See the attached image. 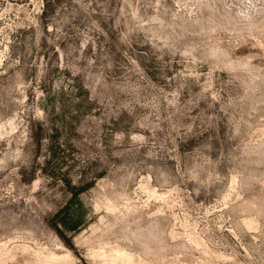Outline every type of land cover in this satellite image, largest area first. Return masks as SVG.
Instances as JSON below:
<instances>
[{
    "label": "rangeland",
    "instance_id": "rangeland-1",
    "mask_svg": "<svg viewBox=\"0 0 264 264\" xmlns=\"http://www.w3.org/2000/svg\"><path fill=\"white\" fill-rule=\"evenodd\" d=\"M52 263L264 264V0H0V264Z\"/></svg>",
    "mask_w": 264,
    "mask_h": 264
},
{
    "label": "bare ground",
    "instance_id": "bare-ground-1",
    "mask_svg": "<svg viewBox=\"0 0 264 264\" xmlns=\"http://www.w3.org/2000/svg\"><path fill=\"white\" fill-rule=\"evenodd\" d=\"M60 247V246H59ZM59 249V248H58ZM60 250L62 251L63 249H62V247L60 248ZM119 251H121L120 249H118V248H116V251H113L115 254H114V262H118V261H124V262H127L126 261V259H125V256L124 255H122V252L121 253H119ZM66 253V255H65V257H68V256H70V254H69V252L68 251H64V254ZM57 258V257H56ZM52 259H54V261H55V256L54 255H50L49 256V262H51L52 261ZM123 262V263H124ZM53 264V263H52Z\"/></svg>",
    "mask_w": 264,
    "mask_h": 264
}]
</instances>
